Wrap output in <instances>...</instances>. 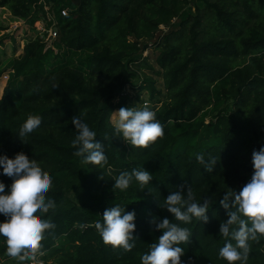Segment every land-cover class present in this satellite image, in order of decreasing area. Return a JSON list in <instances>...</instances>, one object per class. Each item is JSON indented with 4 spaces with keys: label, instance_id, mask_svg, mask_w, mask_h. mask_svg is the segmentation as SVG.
Returning <instances> with one entry per match:
<instances>
[{
    "label": "trees",
    "instance_id": "16d2710c",
    "mask_svg": "<svg viewBox=\"0 0 264 264\" xmlns=\"http://www.w3.org/2000/svg\"><path fill=\"white\" fill-rule=\"evenodd\" d=\"M44 2L51 5L58 38L27 41L0 99V154L23 151L53 179L46 195L56 208L45 218L56 228L45 233L44 251L59 254L58 264H141L162 234L152 219L166 216L190 231L181 245L183 264H228L218 256L231 240L219 235L227 219L219 200L251 178L252 153L264 145V0H204L209 17L191 15L190 26L184 17L191 0H0V7L33 27L50 17ZM161 24L173 28L163 34ZM11 31L0 24V45ZM144 38L160 48L155 61L163 89L149 76L133 86ZM128 86L149 91L144 102L163 126L164 134L146 148L114 136L111 118L129 107ZM214 106L219 112L205 123ZM28 114L42 124L23 143L17 134ZM78 114L105 144L107 164H84L74 155L71 120ZM197 154L215 157V169H204ZM142 167L153 174L146 189L135 181L124 192L113 189L121 172ZM0 180L12 183L5 175ZM181 185L192 187L196 202L210 201L207 223L193 218L183 224L159 206ZM116 203L136 212L132 251L105 244L95 229ZM249 244L247 264H264V235ZM6 256L0 238V259Z\"/></svg>",
    "mask_w": 264,
    "mask_h": 264
},
{
    "label": "clouds",
    "instance_id": "9594fccd",
    "mask_svg": "<svg viewBox=\"0 0 264 264\" xmlns=\"http://www.w3.org/2000/svg\"><path fill=\"white\" fill-rule=\"evenodd\" d=\"M71 123L77 133L72 140L76 149L74 155L82 158L84 164H107L105 144L97 140L96 131L80 114L74 116ZM111 123L114 136L123 138L133 148H146L164 134L155 111L146 105L143 108L121 107L113 111ZM41 124L40 116L28 114L17 134L19 139L25 143L24 138ZM196 159L208 172L215 169L218 161L215 157L206 160L203 154H197ZM252 167L247 183L239 190L225 192L219 200L227 212V219L220 222L219 235L231 240L219 249L218 256L228 264H247L249 241L264 235V145L253 151ZM0 175L12 179L10 186L0 180V215L5 218L0 221V238L6 245V255L17 260L18 264H42L40 258L46 255L42 244L45 233L56 228L51 217L45 218L50 210L56 208V202L46 195L53 186V179L23 151L14 157L0 154ZM152 180L153 174L145 167L134 168L131 172H121L114 179L113 189L124 192L135 181L143 191ZM176 188L159 206L183 224L191 223L193 218L207 223L210 201L196 202L190 186ZM102 217V222L95 223V229L104 243L132 251L137 238L134 235L136 212L116 203L106 208ZM151 223L162 234L151 244L148 252L140 256L141 264H183L185 253L181 245L189 241V229L166 216L154 217Z\"/></svg>",
    "mask_w": 264,
    "mask_h": 264
},
{
    "label": "rangeland",
    "instance_id": "374dc122",
    "mask_svg": "<svg viewBox=\"0 0 264 264\" xmlns=\"http://www.w3.org/2000/svg\"><path fill=\"white\" fill-rule=\"evenodd\" d=\"M210 1L213 2L216 0H210ZM208 12L209 11L206 9L204 0H191V4L187 7L184 18L186 19L187 16L189 17L187 24L188 26H190L191 21L193 20L191 15L196 16L197 14H199L202 16V18L206 19V17L207 18L209 17L207 16ZM173 22H174L173 26L176 28L178 26L177 25L178 20L174 19ZM203 23L206 25L208 22L203 21ZM0 24L3 26L11 27L12 28L11 32L13 33L12 35L14 36L11 37L10 43L6 41L3 45H0V60L4 61L0 65V71L2 72L3 70L10 68V66L16 63L17 60L14 58V56H17L22 51V48L24 49L27 40L31 35L34 34V31L32 27L26 23L25 20L13 16L7 8H2V7H0ZM173 26L169 25V28L167 26V29L165 30V32H163V34L168 33V31H170L173 28ZM140 44L141 47L145 49L142 55L137 56L138 62H136L137 64L135 66L138 67L137 69L138 77L135 78L133 86L134 87L140 86L143 83L142 81L144 77L149 76L157 81L158 89H163V78L159 76V74H157L156 72L160 70V67L156 64L155 61L156 56L160 50V48H158V44L154 43V39L151 40L149 38L141 39ZM56 48L61 52L65 51V48L63 46L56 45ZM22 53L19 54L20 57ZM244 62L245 60L239 59L238 64L241 65ZM4 82L2 83L4 84ZM3 84L0 85V91L3 87ZM127 91L130 94V100L128 102L129 107L135 106L137 108H143L146 105L144 103V100H149L150 98V94L147 89H144L143 92L139 93L137 89L128 86ZM229 105L232 106V101H230ZM218 112H219L218 107L214 106L210 108V110H208L209 115L205 118V123H208L210 119L213 116H215ZM246 183L247 181L244 182L240 186V188ZM59 257H60L59 254L46 253V255L41 257L40 259L42 261V264H58ZM0 264H18V261L6 256L0 259Z\"/></svg>",
    "mask_w": 264,
    "mask_h": 264
},
{
    "label": "built area",
    "instance_id": "2783aa9c",
    "mask_svg": "<svg viewBox=\"0 0 264 264\" xmlns=\"http://www.w3.org/2000/svg\"><path fill=\"white\" fill-rule=\"evenodd\" d=\"M48 7L51 8V5L44 2V9L46 11H48L50 17H48L47 15L43 16L41 19L37 20L33 26V28L35 30L34 37H39L42 41H45V42L56 40L58 38V35H59L58 28L56 27L55 18L51 13L50 8H48ZM61 12L63 15L68 14V10L66 8L62 9ZM160 29L165 31L167 29V27L164 26L163 24H161ZM13 72H14V69H10L9 71L4 72L1 76V80L2 81H8L10 78V75ZM144 103L146 105H148L149 101H145Z\"/></svg>",
    "mask_w": 264,
    "mask_h": 264
},
{
    "label": "crops",
    "instance_id": "0c3cea01",
    "mask_svg": "<svg viewBox=\"0 0 264 264\" xmlns=\"http://www.w3.org/2000/svg\"><path fill=\"white\" fill-rule=\"evenodd\" d=\"M65 9V8H64ZM67 9V8H66ZM68 10V9H67ZM42 18V17H41ZM41 18H39V19H41ZM55 18V17H54ZM38 19V20H39ZM32 29H33V31H34V34L33 35H31L29 38L30 39H34V38H36V37H34V35H35V30H34V28L32 27ZM13 33H11V35H12ZM11 37H14L13 35L11 36ZM11 37H9L7 40H5V42L6 41H8L9 43H10V41H11ZM4 42V43H5ZM3 45V44H2ZM23 52V48H22V51L19 53V54H21ZM17 55V56H14V58L18 61L19 59H20V55ZM4 61H2V60H0V65L3 63ZM12 67H13V65L12 66H10V68H7V69H5L3 72H2V74L4 73V72H6V71H9L10 69H12ZM2 76V75H1ZM2 82H4V81H2L1 80V77H0V85L1 84H3ZM7 84H8V81H5L4 82V84H3V87H2V89H1V91H0V99H1V97H2V95H3V93H4V91H5V88H6V86H7Z\"/></svg>",
    "mask_w": 264,
    "mask_h": 264
}]
</instances>
